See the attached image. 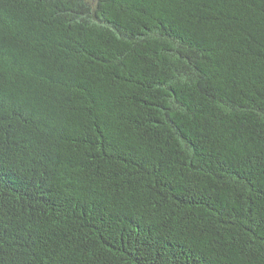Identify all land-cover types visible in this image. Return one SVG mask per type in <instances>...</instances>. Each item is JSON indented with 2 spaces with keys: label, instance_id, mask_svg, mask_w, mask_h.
<instances>
[{
  "label": "trees",
  "instance_id": "1",
  "mask_svg": "<svg viewBox=\"0 0 264 264\" xmlns=\"http://www.w3.org/2000/svg\"><path fill=\"white\" fill-rule=\"evenodd\" d=\"M0 264H264V0H0Z\"/></svg>",
  "mask_w": 264,
  "mask_h": 264
}]
</instances>
